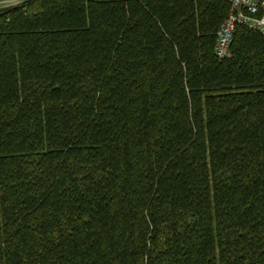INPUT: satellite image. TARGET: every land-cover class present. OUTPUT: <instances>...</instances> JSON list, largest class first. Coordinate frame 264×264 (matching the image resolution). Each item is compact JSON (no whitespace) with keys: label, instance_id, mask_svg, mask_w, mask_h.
Here are the masks:
<instances>
[{"label":"trees","instance_id":"trees-1","mask_svg":"<svg viewBox=\"0 0 264 264\" xmlns=\"http://www.w3.org/2000/svg\"><path fill=\"white\" fill-rule=\"evenodd\" d=\"M230 11L0 9V264H264V34L220 58Z\"/></svg>","mask_w":264,"mask_h":264},{"label":"built area","instance_id":"built-area-1","mask_svg":"<svg viewBox=\"0 0 264 264\" xmlns=\"http://www.w3.org/2000/svg\"><path fill=\"white\" fill-rule=\"evenodd\" d=\"M231 11L218 31L216 53L220 58L229 57L236 28L245 26L264 34V0H227Z\"/></svg>","mask_w":264,"mask_h":264},{"label":"water","instance_id":"water-1","mask_svg":"<svg viewBox=\"0 0 264 264\" xmlns=\"http://www.w3.org/2000/svg\"><path fill=\"white\" fill-rule=\"evenodd\" d=\"M32 0H1L0 1V9L25 4L27 2H30Z\"/></svg>","mask_w":264,"mask_h":264}]
</instances>
